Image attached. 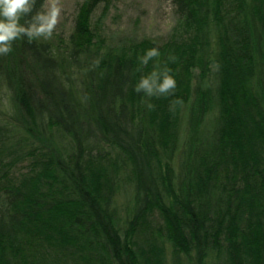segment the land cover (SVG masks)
I'll return each mask as SVG.
<instances>
[{
	"label": "trees",
	"instance_id": "obj_1",
	"mask_svg": "<svg viewBox=\"0 0 264 264\" xmlns=\"http://www.w3.org/2000/svg\"><path fill=\"white\" fill-rule=\"evenodd\" d=\"M109 1L0 56V264H264V0H170L118 43ZM152 47L173 95L133 90Z\"/></svg>",
	"mask_w": 264,
	"mask_h": 264
},
{
	"label": "clouds",
	"instance_id": "obj_2",
	"mask_svg": "<svg viewBox=\"0 0 264 264\" xmlns=\"http://www.w3.org/2000/svg\"><path fill=\"white\" fill-rule=\"evenodd\" d=\"M36 0H0V56H7L13 51L17 40L26 39L29 43L36 40H48L60 23L63 6L61 0H43L35 11ZM161 52L157 47L146 49L138 57L141 66L154 62L153 70L141 75L134 86L136 93L146 97H167L175 93L177 84L168 62H175L176 57L169 55L167 61L161 64ZM180 99L174 101L171 109L181 105ZM149 109L155 106L147 104Z\"/></svg>",
	"mask_w": 264,
	"mask_h": 264
},
{
	"label": "rangeland",
	"instance_id": "obj_3",
	"mask_svg": "<svg viewBox=\"0 0 264 264\" xmlns=\"http://www.w3.org/2000/svg\"><path fill=\"white\" fill-rule=\"evenodd\" d=\"M82 0H61L63 12L55 33L50 38L55 44L67 40L74 27L77 9ZM99 20L100 32L108 43L131 39L160 38L175 23L170 0H110L92 14Z\"/></svg>",
	"mask_w": 264,
	"mask_h": 264
}]
</instances>
